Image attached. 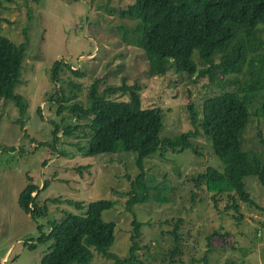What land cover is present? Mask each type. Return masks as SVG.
I'll return each instance as SVG.
<instances>
[{
    "label": "rangeland",
    "instance_id": "obj_1",
    "mask_svg": "<svg viewBox=\"0 0 264 264\" xmlns=\"http://www.w3.org/2000/svg\"><path fill=\"white\" fill-rule=\"evenodd\" d=\"M132 0H0V33L15 44L26 43L20 81L15 92L22 95L26 113L19 119L18 108L10 101H0V264H40L48 252L49 242L38 244L33 251L24 247L39 236L37 224L24 214L17 203L27 178L45 189L42 202L48 200V215L38 221H60L67 213L81 215L88 202L113 199L114 208L102 213L104 221L116 223V242L112 253L125 256L130 245L132 215L126 209V192L130 179L139 172L134 153L116 152L85 155L89 132L84 121H77L66 109L57 114V102L48 100L54 85L50 69L54 61L79 70L83 77L62 71L59 78L61 104L87 101V88L101 79L105 86L135 87L141 91L143 108L162 109L161 137H173L194 130L189 120L188 105L200 113L202 101L222 89L234 90L241 85L224 84L220 88L202 71L195 77L174 70L159 76L149 75L144 53L132 43L130 21H122L120 7ZM111 7L113 11H107ZM257 37L264 41V28L258 26ZM196 54L194 55L195 59ZM221 77L222 80L233 76ZM67 82L78 85L79 89ZM129 90L112 97L128 99ZM251 119L243 133L246 148L258 150L257 132L264 138V90L250 94ZM41 109L42 120L37 114ZM80 125L70 136L57 133L53 149L52 122ZM192 149L183 152L158 150L144 160L149 199L135 205L137 221L143 223L139 239V257L145 264H264V193L254 176L244 178L253 204H240V213L225 211L228 199L218 196L217 204L210 193L197 191L191 198L193 185L185 179L195 176L207 166L221 169L210 142L202 134L191 139ZM78 143V144H77ZM12 148V149H10ZM50 149L54 151L51 153ZM47 160V162H45ZM82 167V168H81ZM81 168V169H79ZM34 194V193H33ZM200 197L202 201H200ZM73 202H80L79 211ZM234 217H240L236 220ZM179 221H181L179 223ZM179 224L181 262L171 263L169 250L174 239L169 233ZM212 233L217 236L211 240ZM174 257V258H175ZM205 258V260L203 259ZM113 260L96 254L89 264H112ZM72 264H77L73 262Z\"/></svg>",
    "mask_w": 264,
    "mask_h": 264
},
{
    "label": "trees",
    "instance_id": "obj_2",
    "mask_svg": "<svg viewBox=\"0 0 264 264\" xmlns=\"http://www.w3.org/2000/svg\"><path fill=\"white\" fill-rule=\"evenodd\" d=\"M106 10L113 11L111 7ZM118 15L122 21L133 24L129 29L121 26V33L123 39L126 34L131 35L132 43L144 53L150 76L174 70L195 77L202 71L220 88L227 83L236 85L239 76H242L241 85L207 96L201 103L200 113L189 104V120L195 129L173 137H161L162 109L158 106L143 108L141 90L135 87L121 85L99 89L101 79H95L87 88L86 103L77 100L61 104L66 103V99L61 94L60 73L67 71L77 78L83 74L54 61L50 69L54 89L48 100L57 102V114L66 109L77 121L85 122L89 132L85 135L88 136L84 154L134 153L139 172L130 179V188L126 192V209L133 219L125 256L111 252L116 242L117 225L113 221H104L102 216L105 210L114 208L115 200L90 201L83 214L67 213L58 222L48 221L42 225L38 221L48 215V200L42 202L39 192L45 189V184L39 188L27 178L28 183L18 193L17 203L20 210L36 222L39 232L37 239L26 242L24 247L33 251L38 244H50L48 252L40 258V264H89L95 253L113 260L112 264H145L138 252L143 223L136 220L134 212L135 205L150 197L144 160L160 149L176 153L186 149L196 152L191 139L198 134L208 139L222 167L207 166L184 180L193 185V200L197 191H202L210 193V199L216 205L218 196L223 195L230 201L225 205V211L233 210L239 214L238 201L253 204L244 181L250 175L256 178L264 193V138L257 132L261 144L258 150L243 145V133L251 119L249 95L264 90V41L257 37L258 26L264 28V0H132L119 8ZM25 52V42L15 44L0 33V101L12 102L18 108L20 121L26 113V103L22 95L15 92V87L20 81ZM225 76L233 77L222 80ZM67 84L79 89L71 82ZM126 90H129L128 99L112 97ZM261 107L264 112V104ZM37 114L44 120L40 108ZM52 126L53 142L47 144L52 149L59 139L58 132L70 136L81 128L63 121H53ZM73 204L79 211L84 209L80 202ZM234 218L240 220V217ZM178 229L179 224H176L175 230L169 233L174 239V246L168 252L171 263H182L181 257H175L182 254ZM215 236L217 234L212 233L207 240Z\"/></svg>",
    "mask_w": 264,
    "mask_h": 264
}]
</instances>
